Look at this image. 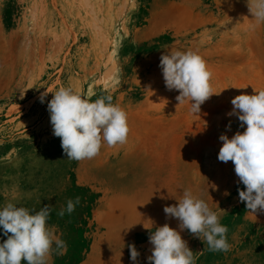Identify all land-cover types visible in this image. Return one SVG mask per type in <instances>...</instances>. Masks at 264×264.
Masks as SVG:
<instances>
[{"label": "rangeland", "instance_id": "obj_1", "mask_svg": "<svg viewBox=\"0 0 264 264\" xmlns=\"http://www.w3.org/2000/svg\"><path fill=\"white\" fill-rule=\"evenodd\" d=\"M248 4L0 0V209L8 202L35 211L52 206L47 223L66 248L53 251L47 264H134L133 243L139 264H149V235L157 227L130 234L122 223L133 212L153 213L155 204L164 212L185 190L218 215L231 245L212 252L181 231L196 264H264V213L247 210L234 164L218 160L220 135L244 131L238 117L227 115L231 100L264 90V22ZM189 50L205 60L216 93L199 113L189 100L179 104L159 67L162 53ZM60 87L92 101L112 95L127 113V142L104 143L92 159L69 160L47 109ZM77 196L75 211L59 217ZM168 225L180 231L176 218ZM6 239L0 228V243Z\"/></svg>", "mask_w": 264, "mask_h": 264}, {"label": "clouds", "instance_id": "obj_2", "mask_svg": "<svg viewBox=\"0 0 264 264\" xmlns=\"http://www.w3.org/2000/svg\"><path fill=\"white\" fill-rule=\"evenodd\" d=\"M248 6L257 22H264V0H249ZM159 67L166 88L179 92L176 97L179 104L189 100L194 113H199L200 106L216 94L210 84L212 72L196 52H164ZM48 93L40 94L41 103L45 102ZM51 93L53 97L48 101L47 109L53 135L61 139V148L69 160L92 159L104 143L113 147L127 142L130 131L127 113L113 104L112 95H101L92 101L71 87H60ZM231 104L232 111L227 115L238 117L244 131H236L231 138L220 135L219 140L223 143L218 160L234 164L239 183L245 186L244 190L238 189L239 200L245 203L247 210L255 215L264 213V90L254 89L252 95H237ZM227 129L231 130V123ZM79 204L78 196L74 200L68 199L66 208L57 215L61 218L65 213L71 215ZM52 210L49 204L35 211L12 202L0 209V228L7 237L0 243V264H21L22 260L27 264H47L53 251L59 253L66 248V242L55 236L48 226ZM163 211L166 218L179 221L180 231L165 223L150 233L149 264H196L194 252L180 234L183 230L206 243L209 251H230L227 226L222 225L208 204L190 190H185L177 204L166 205ZM128 248L131 260L139 264L140 253L135 244Z\"/></svg>", "mask_w": 264, "mask_h": 264}, {"label": "crops", "instance_id": "obj_3", "mask_svg": "<svg viewBox=\"0 0 264 264\" xmlns=\"http://www.w3.org/2000/svg\"><path fill=\"white\" fill-rule=\"evenodd\" d=\"M139 200L142 202L141 199H139ZM129 204H131V202ZM142 204H143V206H146L145 202H142ZM152 208H153V213L141 214L140 218L133 211H132L133 212L132 216L129 215V216L125 217L126 219L122 224H123V226H124V224L127 225L126 231H128L130 234H134L137 231L144 230L145 228H148V227H160V226H163L165 223L168 224V218H166V214L161 211V209L158 207V205H156V204L152 205ZM157 210H160V211H157ZM158 213L160 214L159 217H157Z\"/></svg>", "mask_w": 264, "mask_h": 264}]
</instances>
